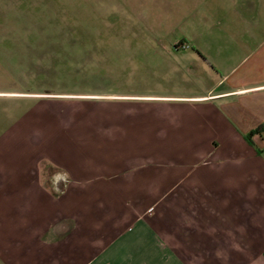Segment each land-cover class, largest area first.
<instances>
[{
  "label": "crops",
  "instance_id": "crops-1",
  "mask_svg": "<svg viewBox=\"0 0 264 264\" xmlns=\"http://www.w3.org/2000/svg\"><path fill=\"white\" fill-rule=\"evenodd\" d=\"M223 14L237 17L208 13L191 43L211 87L160 97L144 130L114 135L122 117L104 111L95 134L64 112L81 145L52 131L42 146L0 99V264H264L263 23Z\"/></svg>",
  "mask_w": 264,
  "mask_h": 264
},
{
  "label": "rangeland",
  "instance_id": "rangeland-1",
  "mask_svg": "<svg viewBox=\"0 0 264 264\" xmlns=\"http://www.w3.org/2000/svg\"><path fill=\"white\" fill-rule=\"evenodd\" d=\"M21 2L18 8L9 0L0 2L7 18L1 30L9 36L0 40V99L8 103L3 114L10 120L24 116V129L38 130L42 146L51 145L52 131L65 126L68 136L75 130V120L67 121V115L80 116L95 134L107 130L104 111L122 117L119 127L109 129L114 135L126 129L124 123L144 130L152 116L148 109L160 105V97L208 90L210 72L199 67L208 64L191 63L193 38L206 34L202 19L208 13L232 19L237 16L223 10L236 7L243 17L261 21L264 33V0ZM248 7L249 15L243 9ZM56 142L69 149L81 145L60 133Z\"/></svg>",
  "mask_w": 264,
  "mask_h": 264
},
{
  "label": "built area",
  "instance_id": "built-area-1",
  "mask_svg": "<svg viewBox=\"0 0 264 264\" xmlns=\"http://www.w3.org/2000/svg\"><path fill=\"white\" fill-rule=\"evenodd\" d=\"M181 48H183V49H186V48H188L186 45H183Z\"/></svg>",
  "mask_w": 264,
  "mask_h": 264
},
{
  "label": "trees",
  "instance_id": "trees-1",
  "mask_svg": "<svg viewBox=\"0 0 264 264\" xmlns=\"http://www.w3.org/2000/svg\"><path fill=\"white\" fill-rule=\"evenodd\" d=\"M253 134H254V132H251V133L249 134L248 138L251 137Z\"/></svg>",
  "mask_w": 264,
  "mask_h": 264
}]
</instances>
